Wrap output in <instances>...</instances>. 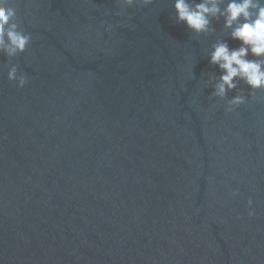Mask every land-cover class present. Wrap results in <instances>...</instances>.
I'll return each mask as SVG.
<instances>
[{"label":"water","instance_id":"1","mask_svg":"<svg viewBox=\"0 0 264 264\" xmlns=\"http://www.w3.org/2000/svg\"><path fill=\"white\" fill-rule=\"evenodd\" d=\"M13 2L31 41L0 55V264H264V90L209 98L212 45L240 46L222 20Z\"/></svg>","mask_w":264,"mask_h":264},{"label":"clouds","instance_id":"2","mask_svg":"<svg viewBox=\"0 0 264 264\" xmlns=\"http://www.w3.org/2000/svg\"><path fill=\"white\" fill-rule=\"evenodd\" d=\"M116 2L127 8L151 5L153 0ZM171 6L175 22L190 32L207 35L212 31V22L222 20L229 37L239 42L240 46L233 49L220 40L212 45L209 63L216 65L222 75L213 85L210 99L225 98L227 92L237 89L240 81L250 90L249 95L264 90V0H171ZM30 41L31 36L17 22L13 0H0V55L12 60L25 52ZM7 80L15 82L17 88H23L27 83L25 75L18 74L15 64L8 67ZM244 103V96L238 92L226 101L224 111L232 113ZM247 207L248 216H253L251 200L247 201Z\"/></svg>","mask_w":264,"mask_h":264}]
</instances>
